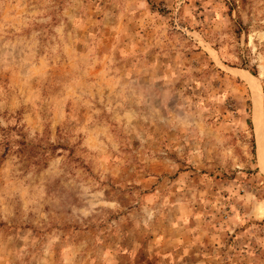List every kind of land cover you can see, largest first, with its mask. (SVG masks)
<instances>
[{
  "label": "rangeland",
  "instance_id": "obj_1",
  "mask_svg": "<svg viewBox=\"0 0 264 264\" xmlns=\"http://www.w3.org/2000/svg\"><path fill=\"white\" fill-rule=\"evenodd\" d=\"M0 127V264H264V0H0Z\"/></svg>",
  "mask_w": 264,
  "mask_h": 264
},
{
  "label": "trees",
  "instance_id": "obj_2",
  "mask_svg": "<svg viewBox=\"0 0 264 264\" xmlns=\"http://www.w3.org/2000/svg\"><path fill=\"white\" fill-rule=\"evenodd\" d=\"M24 145H26L25 142ZM4 146L8 149H16V144L14 143L13 136L8 130H5L3 127H0V156L2 155V149ZM23 150L21 149V151Z\"/></svg>",
  "mask_w": 264,
  "mask_h": 264
},
{
  "label": "bare ground",
  "instance_id": "obj_3",
  "mask_svg": "<svg viewBox=\"0 0 264 264\" xmlns=\"http://www.w3.org/2000/svg\"><path fill=\"white\" fill-rule=\"evenodd\" d=\"M258 148H259V152H260V156H261V164L264 168V151H263L264 149H263L261 140L258 142Z\"/></svg>",
  "mask_w": 264,
  "mask_h": 264
}]
</instances>
